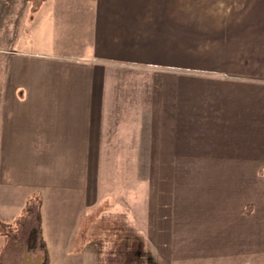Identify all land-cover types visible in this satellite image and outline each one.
Returning a JSON list of instances; mask_svg holds the SVG:
<instances>
[{
  "label": "crops",
  "instance_id": "obj_1",
  "mask_svg": "<svg viewBox=\"0 0 264 264\" xmlns=\"http://www.w3.org/2000/svg\"><path fill=\"white\" fill-rule=\"evenodd\" d=\"M49 1L29 29L44 28ZM79 6L89 13L73 51L53 41L5 54L0 264H128L146 236L165 264H264V0ZM33 195L29 230L44 247L5 252L24 209L12 202Z\"/></svg>",
  "mask_w": 264,
  "mask_h": 264
},
{
  "label": "rangeland",
  "instance_id": "obj_2",
  "mask_svg": "<svg viewBox=\"0 0 264 264\" xmlns=\"http://www.w3.org/2000/svg\"><path fill=\"white\" fill-rule=\"evenodd\" d=\"M39 1L42 0H0V84L2 83L3 72L6 69L7 61L5 59V54L8 51L21 50V48L26 49L29 47L26 45L27 43L33 42V44H38V42H40L41 45H48L53 41H59L61 44L69 45L71 47L70 51H73L77 48L74 44L78 46L80 41L83 40L81 36V16H87L89 12H85L87 10L81 8V6L76 7V0H71L67 4L61 3V0L49 1L48 5H44V8L41 6L45 15L49 14V20L44 24V28H40V32H36L35 27L32 25L34 28L29 29L30 24L35 23V21H32V14L36 9L35 7L40 4ZM56 2L59 3L57 4ZM193 4H199V0H193ZM23 41L25 42L24 45H22ZM56 43L58 44V42ZM32 47H34V45H32ZM193 50L194 52H199V48L196 46H193ZM116 66L121 70H126L128 68L123 64H118ZM145 160V163L148 164V159L145 158ZM129 170L133 171L135 169ZM144 175L146 178H149L152 174L146 172ZM115 176L117 177V175ZM120 176H122V174H118V177ZM124 177L126 178L124 179ZM123 180H127L130 187L135 186L137 181L136 170L134 173H128L127 176L123 175ZM24 202H22L21 198L12 202V207L16 213L19 211H17L18 205L23 204L22 207L24 206V209L22 210V215L20 214L14 223V226L4 234L5 236H2L1 243L3 244L5 252L15 250L19 254L22 253L24 245H27L28 235L32 230H29L30 227L37 225L39 199L36 195H33V198H30L26 204ZM107 205L108 204L103 202L100 206L92 210L94 220L98 221V224H101L99 225V229L105 228L104 222L102 224L98 219L101 214L106 211L105 209L108 208ZM54 208L57 211V206ZM17 215L18 214H16V216ZM90 223H92V221ZM151 239L147 236L145 238L146 252L143 254V257L138 254V258L136 253H130L128 264H165L161 256L162 254L159 252L161 248L160 244L154 245L151 243ZM36 243L40 244L39 238H37ZM39 252L40 249L36 247L34 250L30 251V254L35 256ZM87 261L84 264H96L94 260H91V262Z\"/></svg>",
  "mask_w": 264,
  "mask_h": 264
},
{
  "label": "trees",
  "instance_id": "obj_3",
  "mask_svg": "<svg viewBox=\"0 0 264 264\" xmlns=\"http://www.w3.org/2000/svg\"><path fill=\"white\" fill-rule=\"evenodd\" d=\"M38 216V220L40 221V218H39V214L37 215ZM37 238H39V227L38 228H35V229H32L28 235V238H27V245L29 247H32L35 245L36 243V240ZM40 247H44L43 245V242H42V239L40 238ZM45 253V251H44ZM46 254V253H45ZM47 257V255H45ZM45 264V262H44Z\"/></svg>",
  "mask_w": 264,
  "mask_h": 264
},
{
  "label": "water",
  "instance_id": "obj_4",
  "mask_svg": "<svg viewBox=\"0 0 264 264\" xmlns=\"http://www.w3.org/2000/svg\"><path fill=\"white\" fill-rule=\"evenodd\" d=\"M37 260H38V258H37Z\"/></svg>",
  "mask_w": 264,
  "mask_h": 264
}]
</instances>
